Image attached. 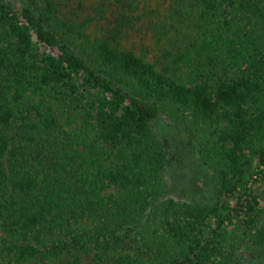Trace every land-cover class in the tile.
<instances>
[{"label": "trees", "instance_id": "trees-1", "mask_svg": "<svg viewBox=\"0 0 264 264\" xmlns=\"http://www.w3.org/2000/svg\"><path fill=\"white\" fill-rule=\"evenodd\" d=\"M153 1L0 0V264L264 251V0ZM159 117L211 202L168 196Z\"/></svg>", "mask_w": 264, "mask_h": 264}, {"label": "rangeland", "instance_id": "rangeland-1", "mask_svg": "<svg viewBox=\"0 0 264 264\" xmlns=\"http://www.w3.org/2000/svg\"><path fill=\"white\" fill-rule=\"evenodd\" d=\"M155 2L156 0L151 3L153 7L157 5L154 4ZM159 3L163 2L159 1ZM165 7L161 6L159 9L164 10ZM154 126L158 137L167 139L174 151L177 150L181 154L178 162L171 161L167 166L168 196L179 201L211 202L214 195L210 176L207 168L200 163L195 146L190 145L182 131L164 117H159ZM244 252V257L250 264H264V251L257 248H248Z\"/></svg>", "mask_w": 264, "mask_h": 264}]
</instances>
